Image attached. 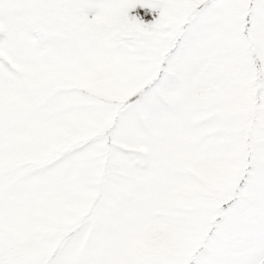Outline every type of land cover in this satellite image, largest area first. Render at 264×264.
Masks as SVG:
<instances>
[{
    "label": "snow or ice",
    "instance_id": "obj_1",
    "mask_svg": "<svg viewBox=\"0 0 264 264\" xmlns=\"http://www.w3.org/2000/svg\"><path fill=\"white\" fill-rule=\"evenodd\" d=\"M0 264H264V0H0Z\"/></svg>",
    "mask_w": 264,
    "mask_h": 264
}]
</instances>
